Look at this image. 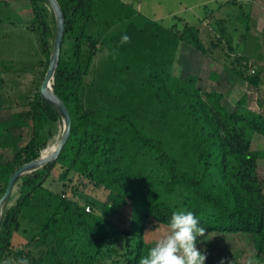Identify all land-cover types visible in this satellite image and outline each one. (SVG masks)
Instances as JSON below:
<instances>
[{
  "label": "trees",
  "instance_id": "16d2710c",
  "mask_svg": "<svg viewBox=\"0 0 264 264\" xmlns=\"http://www.w3.org/2000/svg\"><path fill=\"white\" fill-rule=\"evenodd\" d=\"M28 1L30 29L50 61L47 2ZM57 1L65 37L53 89L71 133L55 162L20 179L17 201L2 215L0 264H138L152 247L148 221L168 225L178 209L192 211L206 232L249 235L264 262V151L252 149L255 136L264 137V115L245 97L230 111L220 93L203 97L197 77H175L181 43L207 54L200 31L187 22L183 30L164 27L123 0ZM125 34L130 42L121 44ZM68 41L72 57L64 60ZM11 63L0 67L10 72ZM249 81L257 86L259 74ZM25 108L0 120V199L11 176L40 157L47 126L62 119L40 92ZM25 127L33 134L26 143L13 132ZM57 167L64 189L74 174L109 191L101 211L46 187ZM119 213L128 214L127 230L113 221ZM16 234L26 240L19 248Z\"/></svg>",
  "mask_w": 264,
  "mask_h": 264
},
{
  "label": "rangeland",
  "instance_id": "374dc122",
  "mask_svg": "<svg viewBox=\"0 0 264 264\" xmlns=\"http://www.w3.org/2000/svg\"><path fill=\"white\" fill-rule=\"evenodd\" d=\"M129 1H138L134 5L142 15L152 20L162 19L160 24L165 27L177 22L183 30L185 21L179 23L173 19L174 16H178L200 31L202 43L208 51L201 56L209 57L215 62L216 67L212 75L217 77L208 80L209 72L202 78L194 75L197 69L201 68L192 54L201 52L185 43H181L179 47L181 50L178 51L180 55L178 57L177 54L176 58L175 77L180 79L188 76L197 77V86L201 89L203 97L205 98V93H220L223 97L222 104L230 111H236L239 102L245 97L246 106L250 110L264 115V0ZM45 7L49 14L48 21L56 36L57 20L54 10L48 2ZM30 13L32 15L31 11ZM23 20H26V15L18 14L14 9L0 10V61H12L13 65L10 72H6L10 65L6 66V71L0 67V120L10 119L14 113L27 109L26 105L40 92L50 63L40 49L36 29H30L33 19L27 23H23ZM10 21L16 24H9ZM205 23L208 28H204ZM55 36L50 40L52 54ZM71 47L69 41L64 44V60L71 59ZM256 74H259L260 82L254 86L249 80ZM53 82L54 80L52 84ZM64 130L63 119L58 124L47 126L45 130L47 142L40 150V156L45 158L52 154L63 137ZM13 132L22 134L25 143L33 135L32 127L15 129ZM252 149L264 151L263 136H255ZM61 173L60 167L55 168L45 186L58 193L65 192L69 199L77 201L82 207L90 206L92 210L101 211L109 191L95 188L87 181L78 183L74 174L70 177L72 182H67L69 186L64 189L59 178ZM258 177L264 184V158L258 161ZM20 182L15 186L12 196L4 203L2 215L5 208L15 205L19 197ZM113 221L121 229L127 230L129 227L127 213H119ZM166 229L167 225L150 219L144 234L146 243L154 246L167 234ZM13 242L15 247L19 248L26 240L16 234ZM198 247L207 254L205 264H219L222 258L226 262L231 261V264H247L249 258H254L258 264H264L256 257L254 244L249 235L206 232L204 238H198Z\"/></svg>",
  "mask_w": 264,
  "mask_h": 264
},
{
  "label": "clouds",
  "instance_id": "9594fccd",
  "mask_svg": "<svg viewBox=\"0 0 264 264\" xmlns=\"http://www.w3.org/2000/svg\"><path fill=\"white\" fill-rule=\"evenodd\" d=\"M128 42L130 37L127 34L122 35L120 43ZM166 233L146 255L140 257L138 264H205L207 254L198 247V238L206 236V229L200 226L199 219L192 211L186 209L174 211ZM18 264H27L26 258ZM219 264H231V261L226 262L222 258ZM247 264H258V261L249 258Z\"/></svg>",
  "mask_w": 264,
  "mask_h": 264
},
{
  "label": "water",
  "instance_id": "95a60500",
  "mask_svg": "<svg viewBox=\"0 0 264 264\" xmlns=\"http://www.w3.org/2000/svg\"><path fill=\"white\" fill-rule=\"evenodd\" d=\"M45 1L48 2L54 10L57 20V32L55 36L54 51L50 58L49 67L40 89V95L50 103L54 104L55 107L59 110L64 122L65 130L63 137L58 143L57 148L53 154H51L47 158H43L42 156H40V158L33 160L27 164H24L11 176L10 181L6 187L5 193L0 199V228L4 203L12 196V193L17 183L24 175L32 173L42 168L48 163L55 162L58 156L60 155L62 149L64 148L65 144L67 143L72 128V118L68 111V108L66 107L65 103L55 94L52 84L56 69L59 64L61 48L65 37V19L57 0Z\"/></svg>",
  "mask_w": 264,
  "mask_h": 264
},
{
  "label": "crops",
  "instance_id": "0c3cea01",
  "mask_svg": "<svg viewBox=\"0 0 264 264\" xmlns=\"http://www.w3.org/2000/svg\"><path fill=\"white\" fill-rule=\"evenodd\" d=\"M124 2L127 3V4L132 5L135 8L134 4L137 3L138 1L125 0ZM12 9L16 10L18 14L19 13H23V14L26 15V20H23L22 21L23 23H27V22L31 21V19L34 18V16H32L33 12L31 10L30 2L28 0H0V10L1 11H8V10L11 11ZM30 11L32 12V15H31ZM138 12L140 14H142L140 11H138ZM212 17H214V15H212ZM173 19L177 20L179 23H181L182 21L187 22L185 19L179 18L178 16H174ZM161 20L162 19H156V18L153 19V21L158 22V23H161L162 22ZM9 24H16V23L14 21H12V22L10 21ZM210 24H213V23H210ZM206 25H207L206 23H205V25H203L204 28H208ZM173 26H175V27H177L178 29L181 30L180 25H178L177 22L174 23L173 25L168 26L167 28H170V27H173ZM180 50H181V48H179L178 51H180ZM179 55H180V52L178 53V57H179ZM192 55H194V58H196L198 60L197 62L200 63V68H201V69H197V71L194 73V75H197L200 78H202L205 75V73L209 72L210 74L207 75L208 76L207 78H208V80H210V78L212 80L213 77H214L212 75V71L216 67L215 66V62H213L212 59L209 58V57L205 58V57L201 56V55H203V53H197V54H192ZM176 64H177V61H176ZM216 77H214V78H216Z\"/></svg>",
  "mask_w": 264,
  "mask_h": 264
},
{
  "label": "built area",
  "instance_id": "2783aa9c",
  "mask_svg": "<svg viewBox=\"0 0 264 264\" xmlns=\"http://www.w3.org/2000/svg\"><path fill=\"white\" fill-rule=\"evenodd\" d=\"M86 211H87V212H90V211H91L90 207H87V208H86Z\"/></svg>",
  "mask_w": 264,
  "mask_h": 264
},
{
  "label": "bare ground",
  "instance_id": "6f19581e",
  "mask_svg": "<svg viewBox=\"0 0 264 264\" xmlns=\"http://www.w3.org/2000/svg\"><path fill=\"white\" fill-rule=\"evenodd\" d=\"M56 148H57V147H56ZM56 148H55V150H56ZM55 150L52 152V154L55 152ZM50 155H51V154H50ZM50 155H49V156H50ZM47 157H48V156H47ZM47 157H45V158H47Z\"/></svg>",
  "mask_w": 264,
  "mask_h": 264
}]
</instances>
